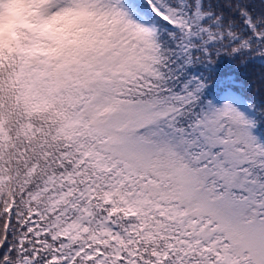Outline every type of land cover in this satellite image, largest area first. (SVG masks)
I'll use <instances>...</instances> for the list:
<instances>
[{
  "label": "snow or ice",
  "instance_id": "obj_1",
  "mask_svg": "<svg viewBox=\"0 0 264 264\" xmlns=\"http://www.w3.org/2000/svg\"><path fill=\"white\" fill-rule=\"evenodd\" d=\"M30 2L0 264H264V0Z\"/></svg>",
  "mask_w": 264,
  "mask_h": 264
},
{
  "label": "rangeland",
  "instance_id": "obj_2",
  "mask_svg": "<svg viewBox=\"0 0 264 264\" xmlns=\"http://www.w3.org/2000/svg\"><path fill=\"white\" fill-rule=\"evenodd\" d=\"M21 2L25 3L26 8L22 11L19 17L9 19L7 22L2 17H0V60L4 58V55H9L15 61L16 55H13L15 54V52H11L12 49H14L17 54L20 52V47L18 45L16 36V29L19 28L20 25L30 30H32V28L34 27L31 21L27 18L28 16H30L31 11L30 0H21ZM9 56H7V58H9ZM6 62L8 64L7 70L12 69L9 68L12 65L11 60L7 59Z\"/></svg>",
  "mask_w": 264,
  "mask_h": 264
},
{
  "label": "trees",
  "instance_id": "obj_3",
  "mask_svg": "<svg viewBox=\"0 0 264 264\" xmlns=\"http://www.w3.org/2000/svg\"><path fill=\"white\" fill-rule=\"evenodd\" d=\"M29 19V16L27 17ZM16 36H17V40H18V45L20 47V52L17 54L16 51H14V49H12V52H15L16 55V59L15 61L12 59L11 56L9 55H4V58H2L0 60V84H3L6 80H8V78L11 76L12 72L15 71V66L20 62V60L29 52L31 51V49L29 48L28 44L26 43V41H30L33 38V33L32 30L23 27L22 25H20L19 28L16 29ZM7 56H9V58H7ZM11 60L12 65L7 70L8 64H7V59ZM10 89H5L3 97H0V100L3 99H8L9 102L10 101ZM12 95H14V93H12Z\"/></svg>",
  "mask_w": 264,
  "mask_h": 264
},
{
  "label": "clouds",
  "instance_id": "obj_4",
  "mask_svg": "<svg viewBox=\"0 0 264 264\" xmlns=\"http://www.w3.org/2000/svg\"><path fill=\"white\" fill-rule=\"evenodd\" d=\"M25 8L26 5L21 0H0V17L7 22L19 17Z\"/></svg>",
  "mask_w": 264,
  "mask_h": 264
}]
</instances>
